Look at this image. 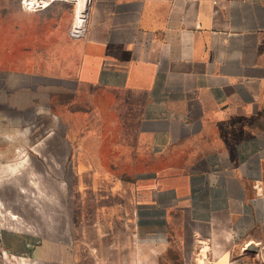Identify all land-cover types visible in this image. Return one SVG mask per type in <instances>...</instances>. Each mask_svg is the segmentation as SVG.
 <instances>
[{"label":"crops","instance_id":"obj_1","mask_svg":"<svg viewBox=\"0 0 264 264\" xmlns=\"http://www.w3.org/2000/svg\"><path fill=\"white\" fill-rule=\"evenodd\" d=\"M79 19L83 35L71 31L57 58L47 31L44 67L37 43L20 47L24 71L50 81L0 88V121L53 94L56 79L75 83L100 167L131 173L142 260L176 249L180 264H264V0H92ZM28 247L36 264L81 262L70 245ZM22 251L21 233L0 231V264Z\"/></svg>","mask_w":264,"mask_h":264},{"label":"rangeland","instance_id":"obj_2","mask_svg":"<svg viewBox=\"0 0 264 264\" xmlns=\"http://www.w3.org/2000/svg\"><path fill=\"white\" fill-rule=\"evenodd\" d=\"M14 17L22 40L11 36L14 31L9 34ZM79 17L76 0H53L37 11L24 8L22 0H0V88L12 94L18 86L50 81L24 71L32 70L30 51L20 47L37 43V63L44 67L46 34L57 58L71 39L73 43L71 31L83 35L75 31L87 25ZM34 19L46 25L39 22L37 28ZM54 89L53 94L40 91L36 104L26 110L6 107L0 121V231L22 234L20 264L37 263L28 243L70 245L80 264H180L176 249L167 250L160 263L155 256L140 258L134 242L131 173L100 167L87 91L62 79L55 80Z\"/></svg>","mask_w":264,"mask_h":264},{"label":"built area","instance_id":"obj_3","mask_svg":"<svg viewBox=\"0 0 264 264\" xmlns=\"http://www.w3.org/2000/svg\"><path fill=\"white\" fill-rule=\"evenodd\" d=\"M53 0H22V6L29 10H42L51 4Z\"/></svg>","mask_w":264,"mask_h":264},{"label":"bare ground","instance_id":"obj_4","mask_svg":"<svg viewBox=\"0 0 264 264\" xmlns=\"http://www.w3.org/2000/svg\"><path fill=\"white\" fill-rule=\"evenodd\" d=\"M76 1H77V13L82 15V17H87L89 0H76Z\"/></svg>","mask_w":264,"mask_h":264}]
</instances>
